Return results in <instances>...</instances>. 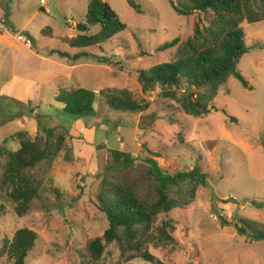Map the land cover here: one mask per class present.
Listing matches in <instances>:
<instances>
[{
    "label": "rangeland",
    "instance_id": "obj_1",
    "mask_svg": "<svg viewBox=\"0 0 264 264\" xmlns=\"http://www.w3.org/2000/svg\"><path fill=\"white\" fill-rule=\"evenodd\" d=\"M102 1L125 30L83 51L99 57V62L91 57L71 62L58 53L74 56L79 51L60 39L80 34L86 0H0V148L19 150L16 134L21 131L34 143L39 133L46 134L45 146L48 131H53V140L58 134L65 136V149L49 168L38 172L40 199L28 212L17 215L0 193V250L16 231L27 228L37 239L25 264H80L86 244L107 228L95 197L98 160H108L109 150H119L129 153L138 166L121 174L126 179H143L139 171L147 157L167 173L199 165L207 177L188 207L157 216V225L166 217L172 221L177 245H148L150 254L163 264H264V240L240 236L232 218L235 212L264 229V21L240 24L248 51L237 70L248 88L228 78L212 103L217 111L195 118L163 97L158 86L143 89L138 72L173 61L176 49L160 52L159 47L186 40L194 24L206 25L207 19L176 14L171 0ZM98 30L90 27L85 34ZM76 88L96 93L127 90L137 101L148 103V109L119 114L99 96L95 116L74 117L63 113L55 98ZM0 264H9L6 255H0ZM101 264L149 263L124 262L115 246H109Z\"/></svg>",
    "mask_w": 264,
    "mask_h": 264
},
{
    "label": "trees",
    "instance_id": "obj_2",
    "mask_svg": "<svg viewBox=\"0 0 264 264\" xmlns=\"http://www.w3.org/2000/svg\"><path fill=\"white\" fill-rule=\"evenodd\" d=\"M85 24L78 25L80 34L60 41L79 51L74 56L58 53L62 59L76 62L79 59L99 57L83 51L97 48L122 33L126 25L115 11L102 0H86ZM173 11L184 17L203 15L207 24L195 23L192 34L184 41L174 39L159 47L160 52L176 49L173 61L153 66L138 72V81L143 89L158 86L163 97L176 103L182 112L198 118L217 111L213 101L218 90L228 78L233 77L243 88H248L244 77L237 70L240 59L247 53L245 38L240 24H256L264 21V0H177L170 1ZM98 26L94 34H85L88 28ZM55 54L51 52L49 55ZM184 88L178 96L177 91ZM195 91V93L193 92ZM101 96L108 108L119 114L137 115L148 109V103L137 101L127 90L106 89L99 93L76 88L61 91L55 98L62 111L74 117L95 116V105ZM23 116H21L22 118ZM20 149L12 151L0 148V193L12 204L19 216L28 212L34 201L40 199L43 172L65 149V136L58 134L53 140V131H48L45 155L35 152V143L27 138L26 132L16 134ZM8 141L4 140V144ZM151 156L156 153L148 152ZM109 159L98 160L99 188L96 200L104 215L107 228L101 237L90 240L80 254V264H101L109 246H115L124 262L136 259L149 264H163L147 250L154 247L177 245L171 234L175 227L166 217L160 225L157 216L169 215L173 210L184 209L194 200L198 188L206 186V175L199 165L191 171L170 174L161 169L153 158L143 160V179L130 180L121 174L137 170L135 159L119 150H109ZM38 166V171L36 167ZM141 184L145 186L141 188ZM235 227L238 234L251 241H263L264 229L256 223L238 217ZM226 225V221L222 220ZM37 236L27 229L16 231L11 239L5 240L0 255L9 264H25L35 247Z\"/></svg>",
    "mask_w": 264,
    "mask_h": 264
},
{
    "label": "water",
    "instance_id": "obj_3",
    "mask_svg": "<svg viewBox=\"0 0 264 264\" xmlns=\"http://www.w3.org/2000/svg\"><path fill=\"white\" fill-rule=\"evenodd\" d=\"M45 142H46V134L42 132L39 133L38 139L35 143V147L39 149L41 155L42 153L45 154V150H46Z\"/></svg>",
    "mask_w": 264,
    "mask_h": 264
},
{
    "label": "crops",
    "instance_id": "obj_4",
    "mask_svg": "<svg viewBox=\"0 0 264 264\" xmlns=\"http://www.w3.org/2000/svg\"><path fill=\"white\" fill-rule=\"evenodd\" d=\"M10 87H11V86H9L8 88L6 87V88L9 89Z\"/></svg>",
    "mask_w": 264,
    "mask_h": 264
},
{
    "label": "built area",
    "instance_id": "obj_5",
    "mask_svg": "<svg viewBox=\"0 0 264 264\" xmlns=\"http://www.w3.org/2000/svg\"><path fill=\"white\" fill-rule=\"evenodd\" d=\"M28 47H30V45L28 44Z\"/></svg>",
    "mask_w": 264,
    "mask_h": 264
}]
</instances>
